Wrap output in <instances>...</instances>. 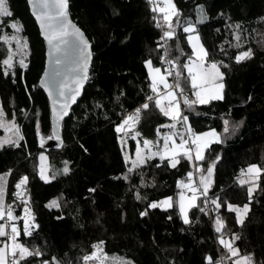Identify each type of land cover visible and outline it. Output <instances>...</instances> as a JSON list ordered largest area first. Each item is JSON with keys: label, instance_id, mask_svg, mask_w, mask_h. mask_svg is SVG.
Listing matches in <instances>:
<instances>
[{"label": "trees", "instance_id": "1", "mask_svg": "<svg viewBox=\"0 0 264 264\" xmlns=\"http://www.w3.org/2000/svg\"><path fill=\"white\" fill-rule=\"evenodd\" d=\"M8 3L13 12L12 19L23 24L22 34L28 38L30 53L27 57L29 68L24 70L23 81L17 78L13 83L11 76L0 74L1 105L9 118L16 114L25 137L20 141V148L8 145L0 148V173L13 170L9 189L21 174L29 177L27 188L40 226L33 236L23 237L22 221H18L21 229L18 239L63 258L65 264L68 261L84 264L81 257L91 252V244L100 239L105 241L104 252L110 258L113 255L129 257L135 264H204L205 255H210L214 261L223 248L215 241L208 216L199 213L198 209L192 210L191 219L195 221L199 217V222L191 227L183 225L173 209L167 212L149 209V215L141 218L138 212L144 209L145 203L134 199V189L129 190V184L124 180L112 179L125 170V163L111 122L120 118L117 113L121 111V104L131 111L143 102L145 92L149 91L142 60L148 58L150 49L156 48L159 30L150 22L151 13L145 0H69L71 18L91 41V79L62 122L63 143L60 147L47 149L38 145L36 120L40 121L42 137L51 136L48 101L41 89L33 87L43 69L45 44L26 0H8ZM174 3L183 17H191L193 22L196 21V5L204 6L209 19L197 24L202 42L216 53L213 59L231 63V70L221 69L226 73L224 99L210 105H198L195 112L185 109L184 114L189 116L195 131L210 127L220 131L219 117L229 110L233 121L244 120L226 144L211 146L215 152L222 153L214 177L213 195L222 193V198L228 202L242 205L247 202V186L236 183L240 169L248 163L264 166V36L260 39L257 34L264 29V21L258 20L264 17V0H174ZM228 17L231 22L242 23L250 34L248 43L239 50L251 47L255 53L250 60L240 64L230 61L218 49L223 44L230 56L238 51L226 43L232 40L226 27ZM178 31L182 34V29ZM174 43L172 41L173 46ZM183 46L190 52L186 41ZM0 53H4L1 43ZM152 58L157 65L160 63L156 55ZM121 90L125 95L116 101L114 98ZM249 95L251 100H248ZM242 100L248 102L242 104ZM97 102L104 107H94ZM21 109L28 112V117ZM37 109L39 117L35 115ZM105 114L109 119H105ZM166 121L168 119L153 107L142 113L137 128L143 136L153 139L157 125ZM132 148L130 141V151ZM40 151L48 153L52 173H58L48 182L41 180L33 168V161ZM65 161H71V172L66 175L61 171ZM188 170L185 160H181L175 169L166 165L159 169H144L148 177L155 175L156 185L141 192L149 200L172 195L176 190V179ZM131 183L138 184L139 177ZM88 188H96V192L88 193ZM61 196L60 209L45 208L48 201ZM254 197L243 229L235 225V214L228 213L226 206L221 215L228 229L242 233L241 240L237 241L241 252H252L255 264H264V174ZM20 205L18 202L15 208L17 214L21 212ZM98 215L99 224L95 223ZM168 215L173 219H166ZM58 216L62 219H57ZM181 228L185 230L182 232Z\"/></svg>", "mask_w": 264, "mask_h": 264}, {"label": "snow or ice", "instance_id": "2", "mask_svg": "<svg viewBox=\"0 0 264 264\" xmlns=\"http://www.w3.org/2000/svg\"><path fill=\"white\" fill-rule=\"evenodd\" d=\"M145 3L151 13L150 22L159 30L156 48L150 49L148 58L142 60L143 68L146 70V87L149 91L145 92L143 102L131 111L124 109L121 104V111L117 113L120 118L111 122L125 163V170L112 179L124 180L129 184V190L134 189V199L145 203L144 209L138 212L141 218L149 215V209H160L162 212L173 209L182 224L191 227L192 224L199 222V217L195 221L191 219L192 210L198 209L199 213L208 216L212 222L215 241L224 249V253L215 261L210 255H205L204 264H224L225 261L229 264H255L254 254L249 251L242 253L237 245L242 233L228 229L221 211L226 206L228 213H235V225L243 229L250 212V204L255 199L254 193H258L260 189L264 166L248 163L245 168L240 169V174L235 178L236 183L247 186V202L242 205L228 202L222 198V193L213 195L214 177L217 165L222 161V153L215 152L211 146L226 144L227 140L241 128L244 120L233 121L229 110L228 113H221L219 117L223 125L220 131L212 127L205 131H194L189 124V116L184 114L185 109L195 112L198 105H210L213 101L224 99L226 73L221 69L231 70V63L213 59L216 53L210 51L202 42L197 24L209 19L203 5H196V21L193 22L191 17L182 16L174 0H145ZM27 4L47 48L43 72L39 74L38 83L33 87L43 89L47 93L52 121L51 136L48 138L56 139L57 147H60L63 143L59 132L61 121L69 115L71 106L77 102L84 85L91 79L90 63L93 56L91 41L85 32L69 19V0H27ZM12 17L13 12L8 0H0V18L8 19L7 25L0 27V43L6 46V52L0 53L2 57L0 74L5 77L11 76L12 82L16 83L17 78L21 81L25 79L24 70L29 68L27 57L30 47L28 38L22 35L23 24ZM258 20L264 21V17H259ZM226 27L232 37V40L226 43L229 48L238 51L234 56H230L221 44L218 46L219 52L236 64L250 60L255 54L251 47L239 50L242 45L248 43L247 37L250 34H247L242 23L231 22L230 17L226 20ZM4 28H10L11 33L4 31ZM178 29H182V34ZM127 39L128 37H125V40ZM172 41H175L174 46ZM185 41L190 52L185 51L183 46ZM153 55L158 57L160 62L158 65L154 63ZM124 95L125 92L121 90L114 99L119 101ZM251 99L249 95L248 100ZM248 100H242L241 103L246 104ZM94 107L104 106L97 102ZM153 107L170 123L158 124L156 138L150 139L143 136L137 125L142 119V113L150 111ZM20 111L28 117L27 111L24 109ZM35 115L39 117V109ZM105 119H109L107 114ZM0 128L10 133L0 137V148L5 145L22 147L20 141L25 137L17 123L16 114L13 113L11 118H8L3 106H0ZM162 128L168 130L162 132ZM36 137L43 144L39 119L36 120ZM129 138L136 141L134 155L125 151ZM40 160H45L43 153L40 154ZM181 160L187 161L190 170L184 177L176 179L179 192L175 199L173 196H163L149 200L147 195L142 194V189L153 188L156 185L155 175L148 177L144 169H159L162 165L175 169ZM70 163L71 161L64 162L61 170L63 174L71 172ZM12 172V169H8L0 173V221H2L0 238H3L0 239V264H65L63 258L46 253L43 248L35 244L28 245L18 239L21 237L18 221H22L23 224V237L33 236L40 226L36 222V213L27 188L29 177L26 174H21L11 185L14 189L11 192L14 198L12 204L6 202L10 185L9 176ZM47 172V168L41 164L38 174L45 182L54 179L58 174L54 172L50 176ZM137 176L139 183L132 184L131 181ZM87 192L95 193L96 188H88ZM62 198L61 196L51 199L45 204V208L60 209L62 205L59 200ZM17 202L22 205L20 215H16V209L13 208V204ZM56 218L62 219V216ZM124 218L122 214L121 219ZM166 219L172 220L173 217L168 215ZM95 223H100L99 215ZM180 230L183 232L185 229ZM104 244L103 239L93 242L92 251L81 257L84 264H135L129 257L113 255L110 258L104 252ZM46 256L48 258H45ZM67 264H71V261Z\"/></svg>", "mask_w": 264, "mask_h": 264}, {"label": "rangeland", "instance_id": "3", "mask_svg": "<svg viewBox=\"0 0 264 264\" xmlns=\"http://www.w3.org/2000/svg\"><path fill=\"white\" fill-rule=\"evenodd\" d=\"M5 19L6 18H0V22H2V23H0V27H2L3 25H7V23H8V20L5 22ZM4 31H7V32H9V33H11V29L10 28H4ZM258 35H259V37H260V39H261V37H263L264 36V29H262L261 31H259L258 33H257ZM23 35V34H22ZM24 36V35H23ZM25 37V36H24ZM1 47L3 48V50H4V52H6V46H4V45H2V43H1ZM13 47H15V45L13 44ZM186 75H187V73H186ZM0 106H2L1 105V101H0ZM9 118V117H8ZM166 123H170V121L168 120V121H166V122H164V123H162V124H166ZM190 124V123H189ZM191 125V124H190ZM192 126V125H191ZM193 127V129H194V131L196 130L195 128H194V126H192ZM222 127H223V125H222ZM168 129H161V131L163 132V131H167ZM205 130H207V129H202V130H199V131H205ZM10 133H6L5 132V130L3 129V128H0V137H4V136H6V135H9ZM48 138V137H47ZM46 138V139H47ZM155 138H156V135H155ZM155 138H153V139H155ZM45 141H47L48 143H49V141H50V139L48 138L47 140H45ZM130 141H132L133 142V148H132V150L130 151ZM46 142V143H47ZM161 143H162V140L160 141ZM121 147V146H120ZM135 147H136V141L135 140H132L131 138H129L128 139V146H127V148L125 149V151L128 153V154H131V155H134V153H135ZM41 153H43V155H44V157H45V160L44 161H41L40 160V154ZM264 160V159H263ZM41 164H43L46 168H47V170H48V172H47V174L48 175H52V167H51V165H50V161H49V156H48V153L46 152V151H40L37 155H36V157H35V160L33 161V168H34V170L36 171V173H37V176L40 178V176H39V168H40V166H41ZM2 173H4V172H2ZM182 177H184V175L182 176ZM9 178H10V176H9ZM16 182V181H15ZM14 182V183H15ZM13 183V184H14ZM246 186V185H245ZM175 188H176V190H175V192L172 194V195H169V196H173L174 197V199L177 197V194H178V192H179V189H177V187L175 186ZM14 189L11 187L9 190H8V193H7V196H6V202L7 203H9V204H12V202H13V197L11 196V192L13 191ZM21 206V210L20 211H22V205H20ZM19 206V207H20ZM18 207V202L17 203H15V204H13V208L15 209V208H17ZM16 215H20L21 214V212L19 213V214H17V213H15ZM235 214V213H234ZM214 218V217H213ZM0 222H2V221H0ZM18 223V222H17ZM0 239H3V238H0ZM222 248V247H221ZM224 253V249H223V252L221 251V255ZM233 259H235V258H233ZM226 264H229V262H227Z\"/></svg>", "mask_w": 264, "mask_h": 264}, {"label": "water", "instance_id": "4", "mask_svg": "<svg viewBox=\"0 0 264 264\" xmlns=\"http://www.w3.org/2000/svg\"><path fill=\"white\" fill-rule=\"evenodd\" d=\"M26 2H27V0H26ZM28 5V4H27ZM28 9H29V12H30V8H29V5H28ZM30 14H31V12H30ZM32 16V15H31ZM32 18L34 19V21H35V18L32 16ZM69 19L71 20V21H73L74 23H76L72 18H71V16H70V13H69ZM35 23H36V21H35ZM77 24V23H76ZM37 25V24H36ZM37 28H38V30H39V27H38V25H37ZM41 37V36H40ZM42 38V37H41ZM43 39V38H42ZM45 44V43H44ZM46 51H47V48H46V45H45V51H44V62H43V69H44V63H45V60L47 59V57H46V55H45V53H46ZM91 51H92V46H91ZM93 57V56H92ZM90 65H91V63H90ZM43 69H42V71H41V73L43 72ZM40 73V74H41ZM39 80V79H38ZM38 83V82H37ZM86 85V84H85ZM84 85V86H85ZM83 89H84V87H83ZM83 89H82V91H83ZM42 91H43V89H41ZM82 91H81V94H82ZM44 92V91H43ZM44 94H45V96H46V98H47V101H48V96H47V93H45L44 92ZM81 96V95H80ZM79 96V97H80ZM79 97H77V100L79 99ZM75 104V103H74ZM73 104V105H74ZM72 105V106H73ZM48 106H49V115H50V132H51V127H52V121H51V109H50V105H49V101H48ZM72 106H71V108H72ZM71 110V109H70ZM67 117V116H66ZM66 117H64V118H66ZM64 120V119H63ZM63 120L61 121V125H62V122H63ZM60 128H61V126H60ZM59 132H60V136H61V131H60V129H59ZM48 139V138H47ZM46 138H43V144H41L40 143V140H39V143H38V145H39V147L41 148V149H47V148H49V147H55V146H57V143H58V141L56 140V139H54V138H52V139H50V141H49V143L47 142V141H45V140H47ZM61 139H62V136H61ZM47 142V143H46ZM23 225V224H22Z\"/></svg>", "mask_w": 264, "mask_h": 264}, {"label": "built area", "instance_id": "5", "mask_svg": "<svg viewBox=\"0 0 264 264\" xmlns=\"http://www.w3.org/2000/svg\"><path fill=\"white\" fill-rule=\"evenodd\" d=\"M169 79H171V78H169ZM220 257H221V252H220V253H218V256L216 257V259H215V260H217V259H218V258H220ZM215 260H214V261H215ZM226 263H227V261H225V262H224V264H226Z\"/></svg>", "mask_w": 264, "mask_h": 264}]
</instances>
